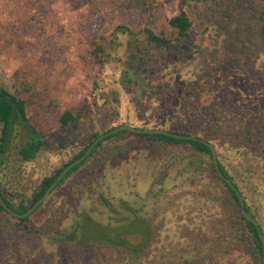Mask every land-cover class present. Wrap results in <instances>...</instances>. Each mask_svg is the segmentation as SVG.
Wrapping results in <instances>:
<instances>
[{"label":"trees","instance_id":"obj_1","mask_svg":"<svg viewBox=\"0 0 264 264\" xmlns=\"http://www.w3.org/2000/svg\"><path fill=\"white\" fill-rule=\"evenodd\" d=\"M202 6L219 7L227 13L220 14L215 22V33L209 32L202 36L201 48L191 51L188 50L192 45L188 43V39L195 24L194 12ZM118 7L123 13H133L139 19L148 20L144 27H136L137 29L132 28L127 21H120L116 28L117 32L121 31L120 35L129 36L126 41L128 44L139 43L140 48L145 50V54L140 55L139 62H128L125 90H132L131 83L140 73H158L154 65L151 68L143 66L146 55L152 56L157 50L165 51V48L174 46V50L180 51L175 56L180 60L168 61L161 70L171 75L174 91L158 103L157 108L165 120L177 118L184 124L183 129L166 130L188 134L194 138L120 130L101 140L85 160L70 169L30 216H16L0 202V250L1 243L7 244L6 259L4 262L0 259V264H57V252L48 250L43 245L44 237L50 236H53L63 250L60 264H74V258L82 259L87 255H92L87 262L91 263L98 252H104L108 257L112 255L111 260L116 264H165L163 261L167 257L184 259L185 262L203 259L202 264H264L263 243L259 231L243 215L236 191L219 174L211 149L204 142L214 144L218 151L220 170L237 185L244 196L246 209L255 216L250 208L248 194L219 152L220 149L234 150V155L239 159L248 154L264 155V138L255 137L254 130L246 132L245 129L246 122L251 119H258L259 123L264 125V0H231L229 4L224 3V0H181L180 11L167 18L159 30L151 26L156 17V8L149 1L121 0ZM91 12L95 16L99 15L94 7H91ZM117 35L119 34L116 33L115 36ZM112 42L113 38L104 34L94 37L92 55L100 64L104 65L109 61ZM231 43H248L260 58L258 63L251 61V76L248 82L251 86L250 93L245 94L241 90L239 98L235 97L231 90H223L216 96L218 100H224L223 108L236 111L239 116H228L222 109L208 108L201 99L193 101L196 97L193 91L199 94V89L202 88L199 82L197 87L192 84L195 67H190L185 74L181 72L187 64L198 65L206 60L213 62L219 55L218 49L227 50ZM210 48H213L211 52L206 51ZM193 53L197 55L193 56ZM141 66L143 68L139 71L138 67ZM172 69H177L176 74L173 75ZM236 71L240 72V69L237 68ZM98 84L99 82L96 87ZM204 84L206 86L208 83ZM234 100L239 101L236 107L232 104ZM110 103L111 108H107L106 113L108 121L94 124L88 135L81 133L79 113L72 110L63 111L59 116L60 131L55 132V135H59L55 139H48L45 133L30 122L26 100L0 83V194L9 207L18 213L27 211L43 196L68 164L83 155L101 133L114 127L119 117V109L112 101ZM151 106L149 103L146 108ZM19 135L25 138L21 144L15 141ZM137 140L141 144L139 148ZM144 146L150 153H156L152 149L175 146L178 152H190L189 159L204 157L210 161L206 164V174L193 179L188 187L176 186L168 191L161 187L149 192L150 196L163 199L166 204H177L171 222L174 223L179 238L172 256L166 252L168 245L165 242L171 238L162 236L167 222L165 217L161 219L158 207L147 213L138 203L128 199L109 198L102 189L96 191V200L106 211V221L95 218L91 210L83 207L78 210L75 220L64 228L56 213L55 217L49 218L42 226L32 222V216L52 199L64 183L68 182L63 193L58 194V198L64 195L65 199H69L66 203L79 205L82 196L88 194L85 187L79 185L82 171L89 174L93 165L107 162L119 155L124 156L128 151L135 155L137 150L143 151ZM45 150H55L56 154L68 152L72 155L52 174L44 176L34 185L31 193H28L19 185L20 169L24 162L34 160ZM174 152L177 154V151ZM162 153H159L161 157ZM226 158L228 159L227 156ZM235 161L233 160L232 165L235 166L234 169H238L239 164ZM166 176L167 172L163 174L162 179ZM95 178L96 169H93L91 183L98 186L101 176L98 181ZM62 209L63 218L73 208L68 204V208L64 206ZM175 243L176 241L172 240L169 245ZM161 244L164 246L159 247ZM155 247L158 248L154 249ZM83 248L92 249V253L82 251ZM245 257L248 260H245Z\"/></svg>","mask_w":264,"mask_h":264},{"label":"rangeland","instance_id":"obj_2","mask_svg":"<svg viewBox=\"0 0 264 264\" xmlns=\"http://www.w3.org/2000/svg\"><path fill=\"white\" fill-rule=\"evenodd\" d=\"M147 1L156 8V17L151 22V26L156 30L162 28L166 19L177 14L181 8V0ZM230 1L224 0V3L229 4ZM120 3L121 0H0V83L26 100L30 122L45 133L48 139H55L59 135H55V132L60 129L59 116L65 110H72L81 115V133L88 135L94 124L108 121L106 113L107 108H111V101L119 109V117L114 127L129 124L151 129L184 128V124L177 118L165 120L157 108V104L174 91V80L171 75L161 71L168 61L180 60L175 57L180 51L174 50V46L165 48V51L157 50L158 52L152 56L146 55L143 66L151 68L154 65L158 73H140L131 83L132 90L130 92L125 90L128 62H139L140 55L145 54V50L140 48L139 43L128 44L126 41L129 36L120 35L121 31L117 32L116 28L120 21L129 22L132 28H140L144 27L148 20L139 19L133 13L121 12L118 7ZM91 7L96 8L99 15H93ZM223 13L227 12L219 7L210 6H202L194 12L195 24L188 39V43L192 45L188 50L195 51L198 47L201 48L202 36L209 32L215 33V22ZM116 33L119 35L115 36ZM101 34L113 38L109 61L104 65L97 62L92 55L93 39ZM221 49H218L219 55L213 62L206 60L198 65L187 64L181 72L185 74L190 67H195L192 84L197 87L200 83L202 88L199 89V94L193 91L194 96L196 95L193 101L201 99L208 108L222 109L228 116L233 114L239 116L236 111L223 108L224 100H218L216 96L223 90H231L235 97L239 98L241 90L245 94L250 93L251 86L248 82L251 76V61L258 63L260 58L248 43L244 45L231 43L229 49ZM212 50L213 48H210L206 51ZM196 55L193 53V56ZM142 68L138 67V70ZM237 68L240 72L236 71ZM176 70L172 69L173 75L176 74ZM98 82L99 86L96 87ZM204 83L208 84L205 86ZM149 103L152 106L147 109ZM238 103V100L232 102L234 107ZM259 121L248 120L245 129L246 132L254 130L253 136L264 138V125ZM15 141L21 144L25 138L19 135ZM137 142L139 148L141 144L139 140ZM143 148V151L137 150L135 155L128 151L124 156L118 154L120 157L116 156L107 162L95 164L90 168L89 174L82 171L79 185L85 187L88 194L82 196L79 205L66 203L69 199H65L64 195L58 198V194L63 193L68 184L66 182L56 194L54 193L52 199L32 216V222L42 226L49 218L55 217L56 213L64 228L75 220L78 210L83 207L91 210L95 218L106 221L108 219L106 211L96 200V191L102 189L109 198L128 199L138 203L147 213L158 207L161 219L165 217L167 222L162 236L167 235L171 238L165 242L168 245L166 252L172 256L179 238L176 227L171 222L177 204H166L163 199L150 196L149 192L161 187L167 191L176 186L188 187L193 179L206 174L208 171L206 164L210 161L204 157L189 159L190 152L184 153L181 150L178 152L175 146L157 150L150 147L156 153H150L145 146ZM160 152H163L162 157L159 155ZM234 153V150L224 149L222 151L220 149L219 152L220 156H224L225 163L227 160L231 173L248 194L250 208L258 216L264 229V155L248 154L239 159ZM71 155L68 152L56 154L55 150L41 152L34 160L23 163L19 185L31 193L35 184L44 176L52 174ZM233 160L239 164L238 169H234ZM93 169H96L95 180L98 181L101 176L98 186L91 183ZM166 172L167 176L162 179ZM68 204L73 209L62 218L64 215L62 208L64 206L68 208ZM172 240L176 243L170 246L169 242ZM4 244L1 243L0 250L2 262L6 259L7 244ZM43 245L48 250L57 252V264H60L63 250L53 236L44 237ZM163 246L161 244L159 247ZM156 248L158 247L154 249ZM82 251L92 253V249L88 248H83ZM94 257L91 263L87 262L92 255L82 259L74 258L73 263L116 264L111 260L112 255L108 257L104 252H98ZM244 259L248 260L246 257ZM202 260L185 262L184 259L167 257L163 262L202 264Z\"/></svg>","mask_w":264,"mask_h":264},{"label":"water","instance_id":"obj_3","mask_svg":"<svg viewBox=\"0 0 264 264\" xmlns=\"http://www.w3.org/2000/svg\"><path fill=\"white\" fill-rule=\"evenodd\" d=\"M120 130H130L132 132H137V133H166L169 135H173L175 137L178 138H194L191 135H187V134H178L175 132H171V131H167L164 129H151V128H139V127H135L133 125H129V124H121L119 126H116L112 129H110L107 132H104L102 134H100L93 142L92 144L88 147V149L86 150V152L81 155L79 158L75 159L74 161H72L70 164H68L61 172L60 174L57 176V178L55 179V181L48 187V189L46 190V192L43 194V196L38 199L35 204H33L27 211L23 212V213H18L16 211H14L11 207H9V205L7 204V202L4 200L3 196L0 194V202L2 203V205L7 208L9 211L13 212V214H15L16 216L19 217H27L29 215H31L47 198L48 196L51 194V191L55 188V186L63 179V177L70 171V169H72L75 165H77L78 163L82 162L83 160L86 159V157L91 153V151L93 150V148L101 141L103 140L105 137H107L110 134H113L117 131ZM205 143L208 144V146L211 149L212 152V157H213V161L215 164L216 169L218 170L219 174L232 186V188L236 191L240 203H241V207H242V213L243 215L250 220L257 228L263 243V250H264V233L261 230L260 224L257 221V219L250 214L246 207H245V201L243 198V195L241 194V192L239 191V189L237 188V186L232 182V180L228 177H226L223 172L220 170V166H219V162H218V158H217V153H216V148L212 143H209L207 141H204Z\"/></svg>","mask_w":264,"mask_h":264},{"label":"flooded vegetation","instance_id":"obj_4","mask_svg":"<svg viewBox=\"0 0 264 264\" xmlns=\"http://www.w3.org/2000/svg\"><path fill=\"white\" fill-rule=\"evenodd\" d=\"M114 128V127H113ZM155 129V128H154ZM165 130V129H164ZM109 131V130H108ZM167 131H169V130H167ZM105 132H107V131H105ZM104 133V132H103ZM102 134V133H101ZM178 134H181V133H178ZM188 135V134H187ZM213 144V143H212ZM214 145V144H213ZM216 148V147H215ZM217 153V152H216ZM217 158H218V155H217ZM219 162V161H218ZM233 182V181H232ZM236 185V184H235ZM237 186V185H236ZM238 188V187H237ZM239 189V188H238ZM240 191V190H239ZM241 192V191H240ZM242 194V193H241ZM243 195V194H242ZM243 198H244V196H243ZM244 201H245V199H244ZM246 207V206H245ZM248 211V210H247ZM249 212V211H248ZM250 213V212H249ZM254 213V212H253ZM251 214V213H250ZM255 214V213H254ZM253 215V214H252ZM30 216V215H29ZM254 216V215H253ZM256 219H257V221L259 222V224H260V227H261V230L263 231V228H262V226H261V222H260V220H259V218H258V216L255 214V216H254ZM258 229V228H257ZM264 233V232H263Z\"/></svg>","mask_w":264,"mask_h":264}]
</instances>
